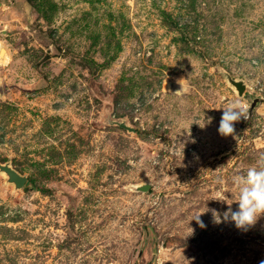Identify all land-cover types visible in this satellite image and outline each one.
<instances>
[{
  "label": "rangeland",
  "instance_id": "1",
  "mask_svg": "<svg viewBox=\"0 0 264 264\" xmlns=\"http://www.w3.org/2000/svg\"><path fill=\"white\" fill-rule=\"evenodd\" d=\"M0 48V163L27 178L0 175V264H148L147 225L156 264L264 261V215L212 213L264 154V0H0ZM246 95L261 104L221 136Z\"/></svg>",
  "mask_w": 264,
  "mask_h": 264
},
{
  "label": "clouds",
  "instance_id": "2",
  "mask_svg": "<svg viewBox=\"0 0 264 264\" xmlns=\"http://www.w3.org/2000/svg\"><path fill=\"white\" fill-rule=\"evenodd\" d=\"M4 50L0 48V59L3 58ZM223 114L220 120L218 132L221 136L227 137L234 133V123L248 118V108L239 100L228 103L223 108ZM211 122V118H209ZM205 125L201 126L202 128ZM238 191V209L233 211L231 207L221 216L216 210H212L213 218L216 223L231 220L238 229H244L255 225L257 220L264 215V154L257 160L254 166L247 169L246 174L237 175L233 178ZM218 200H227L218 199ZM229 204V203H228ZM231 205V204H229ZM195 216V220L201 228L205 227L200 220V215ZM192 232V229H191ZM264 264V261H261Z\"/></svg>",
  "mask_w": 264,
  "mask_h": 264
},
{
  "label": "water",
  "instance_id": "3",
  "mask_svg": "<svg viewBox=\"0 0 264 264\" xmlns=\"http://www.w3.org/2000/svg\"><path fill=\"white\" fill-rule=\"evenodd\" d=\"M225 83L232 89L235 95L238 98H242L244 96L246 90V83L242 79H233L227 72L221 71ZM4 97V88L2 83L0 82V99ZM246 100L250 102L248 118L246 119V123L248 124L251 119V115L256 106L261 104V99L257 97L251 98L250 95L245 96ZM103 124L117 126L128 133L135 134V130L128 124L126 119H112L110 113H107L102 120ZM0 175L4 179L5 185H10L13 187L14 191L21 190L26 183V176L19 174L15 171L9 162L0 163ZM151 188L150 184L143 183L140 185L133 186L131 188L132 191L138 193H146ZM162 196V195H160ZM144 233V241H150L151 247V258L148 264H156L157 254H158V246H157V234L153 226L147 225L142 227ZM144 244L140 248L139 257L142 253Z\"/></svg>",
  "mask_w": 264,
  "mask_h": 264
}]
</instances>
